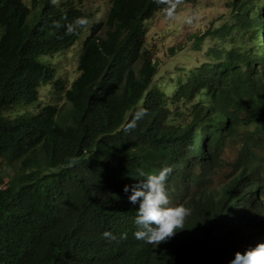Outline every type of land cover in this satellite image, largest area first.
<instances>
[{
    "label": "trees",
    "instance_id": "obj_1",
    "mask_svg": "<svg viewBox=\"0 0 264 264\" xmlns=\"http://www.w3.org/2000/svg\"><path fill=\"white\" fill-rule=\"evenodd\" d=\"M32 6L30 17L21 0H0V162L11 171L0 174V264H230L251 248L233 231L246 223L242 208L215 224L218 209L199 218L207 199L195 196L184 229L156 247L137 240L139 202L129 195L143 179L138 170L171 166L179 186L183 164L184 176L213 164L240 135L237 171L221 195L264 193V0H229V17L204 33L215 41L211 60L178 77L170 93L171 78H156L143 40V23L168 5L113 0L101 28H90L82 73L65 91L48 82L53 70L39 58L69 47L85 27L65 34L79 17L68 0ZM49 84L63 105L41 103L39 89ZM139 108L147 115L125 133Z\"/></svg>",
    "mask_w": 264,
    "mask_h": 264
},
{
    "label": "clouds",
    "instance_id": "obj_2",
    "mask_svg": "<svg viewBox=\"0 0 264 264\" xmlns=\"http://www.w3.org/2000/svg\"><path fill=\"white\" fill-rule=\"evenodd\" d=\"M32 1L33 0H30V3L27 4L24 0H21L24 5L31 9L30 17L35 12H37L36 6H32ZM68 1L71 11L78 12L79 17L76 18L73 22L66 25L65 34H76L78 29L85 27L83 28L82 34L71 45H69V47L63 50H58L51 54L41 55L39 58V60L43 62V66L53 70V77L48 82L55 83L58 88H62V90L64 91L70 89L80 77L82 72L79 68V59L83 47V42L89 35L91 27H95L98 29L101 28V24H104L113 0H108L109 6L103 17H101L102 15H99L97 11L95 13L94 10H88L82 7L80 4H77L74 0ZM193 1L156 0L157 3L166 4L168 5V7L165 10L156 11L155 13L166 12L167 15L171 17L174 13V10L179 4L184 2L190 3ZM51 2L53 5H55L58 3V0H51ZM96 16H98V18ZM148 20H146L145 22H147ZM145 22L143 23L145 30L143 40L144 48L148 50V48L145 46L144 38L146 34ZM55 26L57 28L61 27L59 23H57ZM204 33L201 37H199V41L200 39L208 37L204 36ZM79 42H81V45L78 51V59L76 65L74 68H72L74 72L73 75L65 71V67L69 66L64 65V60L66 59L64 53L66 50L72 48ZM261 49L262 51H264V47ZM152 60L155 59L152 58ZM207 60L211 59L207 58L204 61ZM189 70L184 71V74L178 75V77L185 76ZM177 78H171L173 79L170 83V85L173 84L172 90L174 89L173 82H175ZM170 85L169 93L172 91ZM42 88H44L48 94L47 102H42L41 100L42 104H56L59 106L64 104L63 101H65V99L62 97V95L57 96L53 94V85H41L39 91H41ZM51 91L52 93H50ZM145 115H147V109L139 108L138 110H136L133 119L131 120V122L127 123L124 126L123 131L125 133H128L134 130L137 127V122L141 120ZM248 128H254L255 130L254 123L253 125H249ZM242 132L243 129L241 126V129H237V133L240 134ZM202 135L203 133L201 134L199 139L202 138ZM242 140L243 137H241V135L238 139L228 141L226 140L225 146L219 156V159H216V161L210 165H194L193 167H191L190 174L188 176H184V174H181L183 168L187 167V164H183L179 172V182H181L179 186L177 180L173 178V169L171 166L163 167L158 172V174L145 175L143 170H138V176L143 179H141L138 184H134L131 186V193L129 195L130 203L136 204L137 202H139V208L137 210L135 219V224L137 225V231H135L134 233L135 238L137 240L145 241L150 245H154L155 247L161 245L163 241H166L168 238L172 237L177 232V229H184V221L192 211V199L189 198L191 196H195L194 200H198L201 197H204L207 200L203 205L202 212L199 218L205 217L206 215L211 213L213 209H218L217 217L215 218V224L217 223L216 219H218L221 215L234 217L236 212H239L241 208L243 209L242 220H245L246 223L244 225H237L236 228L233 229V231L237 235L242 237L243 240H250L253 242L244 244L248 245L251 248L247 249L243 253L236 252L235 257L230 261V264H264V193L253 195L252 192H246L243 195L238 194L230 197L227 195H221L223 187L229 184L236 174L237 169L235 160L237 159L239 153L241 152V148L244 145ZM233 141L237 142L238 148L236 157L230 164V173L226 176V179L223 182L216 183L213 177L222 166L223 154L226 148ZM200 147L201 143L197 145L198 152H194V156L199 155ZM7 169H9V167H7ZM9 175L10 174H6L5 176ZM184 189H187L186 193ZM124 191L126 193L129 192L128 185L124 186ZM187 193L188 196L182 198V196ZM168 194H173L176 198L172 199ZM217 230L219 234L222 231L218 228ZM215 235L219 236L218 234ZM103 237L109 240L115 239V236L107 231L103 233ZM139 251L144 258L151 255L147 254L148 252L145 248H141V250Z\"/></svg>",
    "mask_w": 264,
    "mask_h": 264
},
{
    "label": "rangeland",
    "instance_id": "obj_3",
    "mask_svg": "<svg viewBox=\"0 0 264 264\" xmlns=\"http://www.w3.org/2000/svg\"><path fill=\"white\" fill-rule=\"evenodd\" d=\"M27 4L30 0H24ZM77 4L88 10H94L103 17L108 9V0H74ZM229 0H196L190 3L184 2L177 6L170 17L166 12H157L145 22V46L150 55L158 63L157 78L176 79L193 66L202 63L206 57V50L215 41L209 37H199L214 26L221 25L229 16L227 7ZM227 16V17H226ZM98 18V16H96ZM81 42L65 51L64 65L67 73L73 74V69L78 59V51ZM173 80V79H171ZM173 84L170 85L172 90ZM42 102H47V91H40ZM62 102V101H61ZM60 103V101H59ZM237 142L229 144L223 154V163L219 171L214 175L216 183H221L230 173L231 162L237 154ZM0 174H11L3 163L0 162Z\"/></svg>",
    "mask_w": 264,
    "mask_h": 264
}]
</instances>
